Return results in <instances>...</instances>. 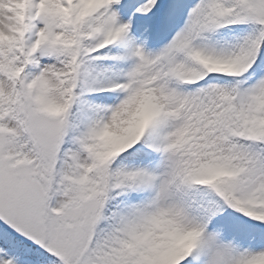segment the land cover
<instances>
[{
	"label": "snow or ice",
	"instance_id": "obj_1",
	"mask_svg": "<svg viewBox=\"0 0 264 264\" xmlns=\"http://www.w3.org/2000/svg\"><path fill=\"white\" fill-rule=\"evenodd\" d=\"M0 264H264V0H0Z\"/></svg>",
	"mask_w": 264,
	"mask_h": 264
}]
</instances>
